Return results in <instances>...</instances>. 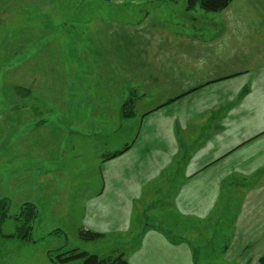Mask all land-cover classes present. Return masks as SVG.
I'll list each match as a JSON object with an SVG mask.
<instances>
[{
    "label": "crops",
    "instance_id": "0c3cea01",
    "mask_svg": "<svg viewBox=\"0 0 264 264\" xmlns=\"http://www.w3.org/2000/svg\"><path fill=\"white\" fill-rule=\"evenodd\" d=\"M183 9L186 28L135 30L143 48L128 63L124 104L135 101L137 133L88 200L91 223L105 206L117 214L89 229L129 235L130 264H260L264 0L214 15Z\"/></svg>",
    "mask_w": 264,
    "mask_h": 264
},
{
    "label": "rangeland",
    "instance_id": "374dc122",
    "mask_svg": "<svg viewBox=\"0 0 264 264\" xmlns=\"http://www.w3.org/2000/svg\"><path fill=\"white\" fill-rule=\"evenodd\" d=\"M186 5L0 0V198L9 200L8 218L0 222V264H54L58 250L100 259L122 254L129 261L136 248L126 233L107 227L93 242L79 233L117 214L105 206L91 223L87 207L106 187L108 158L137 133L139 118L123 117L129 64L143 48L135 30L186 28ZM27 204L37 211L30 239L22 240Z\"/></svg>",
    "mask_w": 264,
    "mask_h": 264
},
{
    "label": "trees",
    "instance_id": "16d2710c",
    "mask_svg": "<svg viewBox=\"0 0 264 264\" xmlns=\"http://www.w3.org/2000/svg\"><path fill=\"white\" fill-rule=\"evenodd\" d=\"M187 10L196 11L201 10L207 14H218L225 11L232 3V0H186ZM173 102V101H172ZM123 117L125 119H132L135 117V101L130 100L126 102L123 106ZM130 147H126L123 151L113 154L108 158V160L115 159L125 152H127ZM8 207L9 200L0 198V222L8 218ZM36 207L31 204L24 206L22 215L20 218L24 219L25 226L18 230V236L22 240H29L32 230V222L36 218ZM80 238L86 242H93L99 240L103 237L100 233L93 231L82 230L79 233ZM59 255L54 260L49 253V257L53 259L54 264H69L74 261H81L82 264H130L123 255H118L115 257H109L100 259L96 255H91L86 252H80L78 250H72L62 253L60 250L56 251ZM260 264H264V256L259 260Z\"/></svg>",
    "mask_w": 264,
    "mask_h": 264
}]
</instances>
